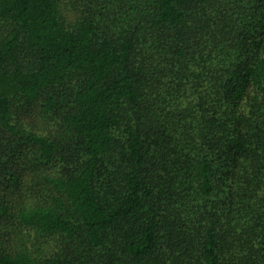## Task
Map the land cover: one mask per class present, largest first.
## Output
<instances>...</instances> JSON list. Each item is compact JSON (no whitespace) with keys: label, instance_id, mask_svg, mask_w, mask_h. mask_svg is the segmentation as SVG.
<instances>
[{"label":"trees","instance_id":"16d2710c","mask_svg":"<svg viewBox=\"0 0 264 264\" xmlns=\"http://www.w3.org/2000/svg\"><path fill=\"white\" fill-rule=\"evenodd\" d=\"M0 264H264V0H0Z\"/></svg>","mask_w":264,"mask_h":264}]
</instances>
